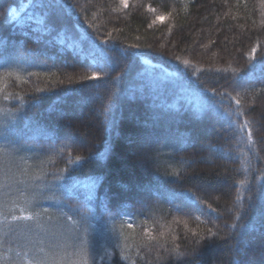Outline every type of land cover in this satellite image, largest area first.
<instances>
[{
    "label": "trees",
    "instance_id": "1",
    "mask_svg": "<svg viewBox=\"0 0 264 264\" xmlns=\"http://www.w3.org/2000/svg\"><path fill=\"white\" fill-rule=\"evenodd\" d=\"M23 2H29L23 16L8 21V10ZM66 3L78 5L77 31L112 49L115 67L102 71L61 29L43 31L49 21L38 0H0L2 54L21 50L18 62L0 68V154H13L0 214V264L38 259L84 264L76 237L85 228L94 247L108 246L104 259L89 256L88 264H177L178 257L165 249L178 246L182 253L197 241L207 264L240 259L264 264L259 254L264 204L248 202L249 186L264 185V0H127V7L121 0ZM157 16L165 17L163 23ZM125 52L136 54L135 63ZM196 90L228 93L224 104L232 110L238 106L231 97L240 99L247 115L238 122L252 121L251 140L248 130L233 131L235 116L232 124L199 123L206 114L195 106ZM57 100L64 101L57 109L71 110L70 120L50 111ZM202 127H210L211 134L201 133ZM146 132L161 137L160 151L140 167L129 139ZM73 133H87L84 142L73 144L68 139ZM193 133L199 134L196 142L177 150L174 145ZM214 148L220 151H210ZM77 156L87 159L77 163ZM144 185L153 192L197 193L201 210L186 202L191 215L176 212L140 191ZM56 201L70 217L61 221L60 239L46 231L61 216ZM81 212L89 217L86 224ZM24 215L34 218L12 219ZM210 240L213 246L205 247Z\"/></svg>",
    "mask_w": 264,
    "mask_h": 264
},
{
    "label": "snow or ice",
    "instance_id": "2",
    "mask_svg": "<svg viewBox=\"0 0 264 264\" xmlns=\"http://www.w3.org/2000/svg\"><path fill=\"white\" fill-rule=\"evenodd\" d=\"M121 3L124 4L125 7L128 6L127 0H121ZM38 7H40L43 10V15L48 18L49 26L44 28L43 31L51 33L55 31L56 29H61L62 34H65V40L70 43L72 47L79 48V51L82 54H85V58H91L92 63L96 64L100 67V69L103 71L105 67H115V61L110 56V52L112 49L100 47L94 37L91 36L88 32H78L77 31V25L79 24L78 20L73 19V10L78 5H69L66 3V0H38ZM152 11H155L154 9H151ZM17 9L16 8H10L8 10V16L7 20L11 21L16 18ZM157 21H160L163 23L165 20L164 16H157ZM42 22V21H41ZM155 22V21H154ZM74 34V35H72ZM71 36V39L69 37ZM4 41H0V68L6 67L10 65V63L18 62L20 59V49L17 48L16 45H13L14 48H17L16 55L15 56H6L3 55V47H4ZM132 47H135L133 45ZM255 52L256 49H252V54L250 55V59L255 58ZM27 54V53H25ZM125 58L131 59L133 63H135V53H127L124 54ZM100 58L104 61V63L100 64L98 63L97 58ZM178 59V58H177ZM185 64H187V61H184ZM123 71V69L121 70ZM260 71L264 72V64L261 65ZM254 75V73H246V76L248 78H251ZM92 79H95V74L91 77ZM206 90H196L194 91L195 101H196V108L202 112H204L206 115L201 118L198 122L201 124H210L213 120H220V119H227L230 124L233 123L232 117H236V122L234 123V132L238 133H244L246 130L248 139L251 140V131H250V125L252 124V121L244 120L243 123H239V118L247 115V113L239 107L241 104L240 99H236V97H231V99L235 100V103L237 104V108L235 110H232L230 105L224 104V99L226 96H228V93H214L213 95H205L204 92ZM264 91V89H262ZM219 96L220 98L217 99L216 97ZM64 103L63 100H57L54 102L53 105L50 106V111L57 112L58 116L62 119H69L71 117V110H65L63 108L57 109L56 105ZM160 115H154L153 120H160ZM3 122H0L2 124ZM201 133L205 135L211 134V128L210 127H202L200 130ZM87 133H85L83 136L79 134L73 133L68 137V139L73 144H82L85 140ZM198 133H193L191 137L184 136L181 138L179 145H174L177 147V150H182L184 145L187 144H194L198 138ZM161 143V137L155 135L151 132H146L144 135L138 137V138H130L129 144L131 146L132 151L134 152L136 156V163L140 167H145L149 162H154V156L153 153H158L160 151V148L158 145ZM260 143H264V140L260 141ZM67 147V145H65ZM210 151H220L218 148L210 149ZM11 153H3L0 154V175H2L3 179L0 180V214H2V209L5 206L4 197L8 195V193L3 192L4 188L10 187L8 184V180L11 178L9 173L11 171L10 165L13 162ZM82 159H87L86 157H80L77 156L75 158V161L77 163L81 162ZM178 175V174H177ZM95 183V182H94ZM124 188H127V185H123ZM139 190L142 192L149 193L150 195H154L157 200H164L166 203L170 204L176 212L182 213L184 215H191V212H186V202L190 203L193 208L196 211H200V205L203 203V198L199 196L197 193L190 192L187 189L181 188L180 190H166L164 192L156 191L153 192L151 187L149 185L139 186ZM249 197V207H254L257 203L264 204V185L256 186L251 185L248 188ZM240 200L239 194L237 195V201ZM56 204L58 207L61 208V216L56 217L55 222L49 224L47 226V233L53 237V239H60L63 238V225L61 221H66L70 219L68 217L66 212H63L64 205L61 204V202L56 201ZM147 207V205H145ZM210 207V205H209ZM83 208L87 211H91L90 208L87 207V204L83 205ZM45 213H48V209H43ZM108 211L109 216L111 217L113 214L110 210L106 209ZM21 212H23V209H21ZM116 215H130V213H121L117 212ZM37 216L39 214L37 213ZM34 217L31 215H24V216H13V220H31ZM239 219V217H237ZM51 220V216L49 217ZM89 217L84 215L82 212L80 214V220L83 223H87ZM199 219V217H197ZM7 218L5 217V221ZM128 227L132 228L133 225L131 223H128ZM3 229L0 228V232H2ZM211 231V230H209ZM4 235H7V233H3ZM145 235L150 236V233L146 232ZM213 235H216V233H213ZM76 240L79 243V246L81 247V250L84 253V264H88L87 257L91 256L93 260L95 258L99 257L100 259H104L105 256L108 255V246L106 244H101L99 248H96L92 245L88 234L87 229L85 228L83 235H78L76 237ZM214 241H209L205 247H212ZM114 247H121L119 244L114 245ZM247 247V245H246ZM178 246H174L173 249L170 251L168 249H165V251L169 252L170 255L175 254L178 257L177 264H207V262L204 260V251L201 247H199V241H197L196 244H194L191 248L186 247L185 250L181 253L177 251ZM121 251H124V248H121ZM238 251H243L242 249H238ZM261 257H264V247L260 249L259 252ZM160 258L159 256L157 257ZM34 264H45L42 260H36L34 261ZM50 264H58L56 261L50 262ZM235 264H250V262L246 259H240L235 261Z\"/></svg>",
    "mask_w": 264,
    "mask_h": 264
},
{
    "label": "rangeland",
    "instance_id": "3",
    "mask_svg": "<svg viewBox=\"0 0 264 264\" xmlns=\"http://www.w3.org/2000/svg\"><path fill=\"white\" fill-rule=\"evenodd\" d=\"M28 5H29V2H23L20 7L16 8L17 9V14H16V18L14 19L15 21H18L19 18L23 16V14L26 11Z\"/></svg>",
    "mask_w": 264,
    "mask_h": 264
}]
</instances>
